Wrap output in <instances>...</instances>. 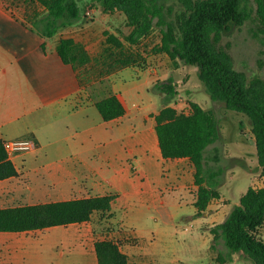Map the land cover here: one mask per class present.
<instances>
[{"label": "crops", "instance_id": "crops-1", "mask_svg": "<svg viewBox=\"0 0 264 264\" xmlns=\"http://www.w3.org/2000/svg\"><path fill=\"white\" fill-rule=\"evenodd\" d=\"M31 28L0 6V138L35 145L9 158L18 175L0 180V209L113 196L111 217L120 213L119 222L138 242L144 234L138 220L158 204L165 209L169 191L178 189L195 214L192 164L161 156L154 116L163 106L151 91L157 70H113L92 81L91 72L63 65L57 44L49 52V38ZM142 84L152 93L147 105L130 101ZM109 96L125 112L104 121L95 103ZM214 200L202 214L204 224L216 217L207 213L216 208ZM110 237L122 240L114 230L98 235L91 220L0 232V264H99L94 243ZM121 250L133 258L137 247Z\"/></svg>", "mask_w": 264, "mask_h": 264}, {"label": "trees", "instance_id": "trees-1", "mask_svg": "<svg viewBox=\"0 0 264 264\" xmlns=\"http://www.w3.org/2000/svg\"><path fill=\"white\" fill-rule=\"evenodd\" d=\"M86 1L92 6H100L104 12L119 11L124 14L126 24L131 28L126 37L129 45L134 46L148 36L154 26L160 28V43L152 48L153 53L165 54L173 62L180 60L186 65L196 66L199 80L212 100L249 118L260 175L264 177V81L258 77L248 80L243 72L236 71L231 56L219 45L225 31L234 26L240 27L251 18L252 10L247 0H179L182 9L171 20L165 18L160 0ZM29 2L40 5L45 12L40 19L44 23L40 36L44 38L52 37L63 26L75 24L82 16L79 0ZM254 2L257 28L264 35V0ZM106 43L114 48L120 47V43L110 34ZM56 52L61 63L74 70L90 62L83 45L71 38H60ZM116 57L114 64L125 68L136 63L139 54L120 52ZM171 83L169 77L160 86L167 97L176 95ZM95 107L104 121L115 119L125 112L116 96L96 102ZM154 119L162 158H186L194 168L196 192L193 206L196 214L201 216L210 202L220 197L218 186L222 168L209 167L206 157L208 146L219 138L217 119L211 111L194 102L181 111L165 104ZM212 159L218 161L216 156ZM17 175L16 168L5 152L4 141L0 138V180ZM113 198L95 196L3 208L0 209V232H24L88 222L94 213L109 212ZM263 225L264 187H248L225 220L210 228L214 242L211 249H215L218 239L223 240L227 249L226 253L217 252L214 263L230 264L233 255L240 254L247 256L253 264H264V241L257 236L258 229ZM94 248L99 264H128L127 256L112 241L97 240Z\"/></svg>", "mask_w": 264, "mask_h": 264}, {"label": "rangeland", "instance_id": "rangeland-1", "mask_svg": "<svg viewBox=\"0 0 264 264\" xmlns=\"http://www.w3.org/2000/svg\"><path fill=\"white\" fill-rule=\"evenodd\" d=\"M247 3L252 10L251 18L242 26H234L225 31L219 45L231 56L236 71L243 72L248 80L258 77L264 81V35L257 28L254 0H247ZM160 4L167 20L173 19L182 9L179 0H160ZM79 5L82 9L81 19L71 26L61 27L47 39L48 51L56 46L60 38H71L74 41L83 38L84 41L79 43L90 56V62L78 70L91 72L88 77L92 81L105 77L106 73H110L109 70H157V79L151 85V91L158 95L160 106L168 104L181 111L190 102H194L214 114L218 122L219 138L208 146L206 157L209 167L222 168L218 186L220 197L213 201L216 206L214 211H207L210 215L216 213L211 223L204 224L207 217L193 214L192 205L182 202L181 192L177 189L165 194V209L158 204L155 209L147 212L144 220H138L137 226L144 229L140 243L130 235L131 229L121 225L120 213H117V217H111L110 211L94 213L91 218L94 232L98 235H108L113 230L120 232L121 241L111 237L103 240L114 242L122 253L123 245L129 250L137 247V252H132L136 260L124 253L128 264H215L214 256L217 252L226 253L227 249L222 239L215 242L214 250L211 249L214 242L206 226L214 227L222 223L248 187H264L249 118L212 100L199 80L196 66L186 65L180 60L173 62L165 54L153 53L152 48L160 43V28L154 26L148 36L132 46L126 41L131 28L127 26L123 13L104 12L100 6H92L86 0H79ZM0 6L7 14L26 21L38 34L43 33L44 23L40 19L45 12L40 5L29 0L27 3L25 0H0ZM88 11L90 15L87 14ZM109 34L120 43L119 48L106 43ZM120 52L139 54V59L136 63L121 68L114 64L116 55ZM169 77L176 92L173 97H167L160 90L161 84L167 82ZM146 88V85H140V95L132 97L130 101L147 105L152 93H146ZM214 156L218 158L217 162L212 159ZM257 236L264 241V225L258 229ZM230 264L253 262L245 255L234 254Z\"/></svg>", "mask_w": 264, "mask_h": 264}, {"label": "built area", "instance_id": "built-area-1", "mask_svg": "<svg viewBox=\"0 0 264 264\" xmlns=\"http://www.w3.org/2000/svg\"><path fill=\"white\" fill-rule=\"evenodd\" d=\"M87 14L90 15V12L88 11ZM34 147L33 141L29 139L4 141V149L8 159L29 152Z\"/></svg>", "mask_w": 264, "mask_h": 264}]
</instances>
